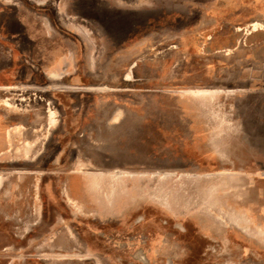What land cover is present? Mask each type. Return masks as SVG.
<instances>
[{"label": "rangeland", "instance_id": "rangeland-1", "mask_svg": "<svg viewBox=\"0 0 264 264\" xmlns=\"http://www.w3.org/2000/svg\"><path fill=\"white\" fill-rule=\"evenodd\" d=\"M156 195L264 231V0H0V264H264Z\"/></svg>", "mask_w": 264, "mask_h": 264}, {"label": "bare ground", "instance_id": "bare-ground-1", "mask_svg": "<svg viewBox=\"0 0 264 264\" xmlns=\"http://www.w3.org/2000/svg\"><path fill=\"white\" fill-rule=\"evenodd\" d=\"M54 75V74H53ZM195 92V91H194ZM200 94V93H198ZM53 113V112H51ZM53 115V114H52ZM79 186H76V189H74V191L77 193V191H79L78 189ZM173 188V187H172ZM170 189V188H169ZM163 192V191H162ZM165 192V191H164ZM170 192V191H169ZM166 193V192H165ZM160 194V193H159ZM168 194V193H167ZM175 194V193H174ZM177 194V193H176ZM214 194V193H213ZM163 195L164 194H160ZM166 195V194H165ZM168 196V195H167ZM172 196V195H171ZM176 197V196H175ZM174 196H172V198H175ZM172 198L166 199L164 197L158 196L156 195V199H153V202L158 205V206H162L165 208L166 213H170L172 215L176 214L177 217L176 219H174V221L176 222V224L178 226H182L184 223L183 221V217H181V215L179 214V210L182 207H193L194 209L198 210V211H210V218L209 221L215 223L217 225L218 228H221V231L224 233V231L228 228V227H234L235 229L239 230L241 233H244L247 236H251L252 238H256V240L264 243V231L259 233L257 231H254L253 228L251 227V223L248 220L244 218V217H235L233 216V213H231L227 207L218 202L215 201V199L212 201L211 199L213 198H208V199H203V196L199 195V197L196 198H190V197H185L184 198H175L173 200H171ZM205 202V203H204ZM226 203V202H225ZM232 203V201H231ZM79 204L76 205V207L78 208ZM228 206V205H227ZM235 207V206H234ZM193 209V208H192ZM193 209V210H194ZM210 209V210H208ZM239 209V208H238ZM79 210V209H78ZM144 210V209H143ZM244 211V210H243ZM241 212V211H240ZM238 213V212H237ZM133 216H136L138 213H133ZM183 214V213H182ZM186 219V218H185ZM97 220V219H96ZM187 221V220H185ZM202 225L204 226V222L205 221H201ZM261 230V229H260ZM221 232V233H222ZM227 233V232H226ZM225 238V237H224ZM69 242H71L70 240H68ZM230 243V242H229ZM230 248V247H229Z\"/></svg>", "mask_w": 264, "mask_h": 264}]
</instances>
